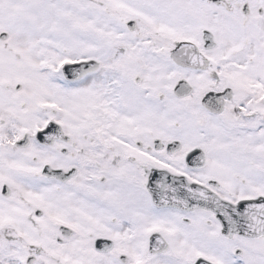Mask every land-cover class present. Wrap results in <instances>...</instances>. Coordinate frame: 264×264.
Returning a JSON list of instances; mask_svg holds the SVG:
<instances>
[{
  "label": "snow or ice",
  "instance_id": "obj_1",
  "mask_svg": "<svg viewBox=\"0 0 264 264\" xmlns=\"http://www.w3.org/2000/svg\"><path fill=\"white\" fill-rule=\"evenodd\" d=\"M0 264H264V0H0Z\"/></svg>",
  "mask_w": 264,
  "mask_h": 264
}]
</instances>
